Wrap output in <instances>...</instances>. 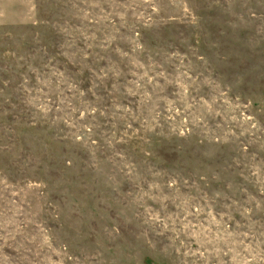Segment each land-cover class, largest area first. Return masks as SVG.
I'll return each mask as SVG.
<instances>
[{
  "label": "rangeland",
  "instance_id": "1",
  "mask_svg": "<svg viewBox=\"0 0 264 264\" xmlns=\"http://www.w3.org/2000/svg\"><path fill=\"white\" fill-rule=\"evenodd\" d=\"M0 264H264V0H0Z\"/></svg>",
  "mask_w": 264,
  "mask_h": 264
}]
</instances>
